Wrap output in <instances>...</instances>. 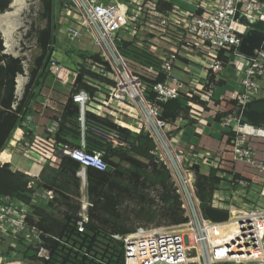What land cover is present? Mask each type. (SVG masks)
I'll return each mask as SVG.
<instances>
[{"label": "built area", "instance_id": "built-area-1", "mask_svg": "<svg viewBox=\"0 0 264 264\" xmlns=\"http://www.w3.org/2000/svg\"><path fill=\"white\" fill-rule=\"evenodd\" d=\"M62 1L67 14L70 11L74 13V17L68 19L73 22L74 27L66 29L69 39H79L82 31L88 34L89 39L106 57L102 61L110 69L104 74L101 67H92V70L111 79L115 83V89L109 91L103 86V90L107 91L103 96V90L100 91L99 86L93 84L100 91L102 99L97 98V91L92 96L79 92L72 97L80 112L78 122L81 139L78 148H56L50 138H47L53 136L54 131L50 130L49 136L35 137L31 142L11 138L10 142L16 145V151L33 164L51 168L57 167L60 155H67L79 164L77 175L83 182L86 169L105 171L107 165L101 154L88 153L83 139L86 129L85 110L88 104L91 108L92 103H97L98 115L100 111L111 115L117 126L126 127L132 132L142 131L151 139L158 162L162 163L170 175L173 192L179 199L185 218V222L171 228L140 226L132 233L114 236L123 245V264H264V208L247 211L230 202L225 209L215 207L216 203L222 202L220 198H215L223 183L225 187L228 186L232 195L235 190L250 189L252 181L264 182V128H256L241 121L244 106L264 97V88L259 85V80L264 77V44L253 58L246 59L238 53L242 35L248 30L244 23H240V19L243 18L248 23H264V0H195L190 8L173 4L165 14L154 9L157 0ZM133 14H136L135 18L130 17ZM131 22H135L137 27H130ZM239 26H242V30ZM119 32L126 33V37L130 38L127 41L136 39L139 32L145 33L144 38L136 40V46L142 48L143 41L149 44L147 51L161 62L164 81L156 82V74L151 68L142 72L137 67L142 74H133L137 77L135 84L133 83L124 73L125 70L120 68L129 66L115 46L116 38L125 40L118 37ZM219 54L226 60L223 65L218 60ZM180 55H184L187 62L186 67L179 68L182 78L174 73L176 61L182 60ZM195 56L199 59L193 58ZM116 66L120 72L118 78L113 79ZM56 69L57 64L51 61L52 75ZM227 69L233 72L235 90L224 91L215 97L214 83L226 82L228 76L224 77L222 73L226 74ZM75 72L76 69L74 74ZM122 73L129 78L127 83L134 86L135 96H130L120 88ZM212 74L214 82L210 85L207 78ZM143 77L149 82L146 83ZM150 91L154 93V104L147 100V93ZM118 92L130 98L129 101L119 99ZM180 94L190 98L198 97L204 106L188 102L187 120L176 119L171 124L164 123L160 119L158 103L176 99ZM20 96L17 98L20 99ZM110 99L120 100L119 102L126 103L131 108L128 111L109 113ZM216 101L221 103L217 104ZM223 101L235 102V106L232 104L229 112L224 113ZM204 109H208L206 115ZM211 121L225 129L216 141L217 146L206 141L211 134H204L207 128L212 130ZM179 122L182 127L191 123L188 126L192 129L196 143H188L185 148L178 146L183 136ZM230 131L234 132V138L227 144V133ZM104 135L113 145L118 143L115 132H104ZM226 154H229L232 161L231 175L223 172V165L226 163L223 158ZM195 165L202 174H207L211 168L218 170L217 175L223 180L214 192L209 207L227 211V221L214 223L203 216L204 208L194 189L195 174L192 168ZM235 174L240 179H235ZM225 175L229 176L228 180L224 179ZM39 199L47 198L36 193L32 203ZM82 203L81 220L77 223L79 232L83 231L89 205L87 201ZM29 212V207L21 202L10 198L0 200V242L10 241L11 248L6 257H0V260H8L5 264H26L19 254L21 251L18 250L17 240L22 239L21 243L26 245L38 242V232L26 227L25 216ZM169 229L173 231H167ZM192 250L195 256L190 257ZM12 256L17 259L9 260L8 257ZM38 256L45 258V251L39 249Z\"/></svg>", "mask_w": 264, "mask_h": 264}, {"label": "trees", "instance_id": "trees-1", "mask_svg": "<svg viewBox=\"0 0 264 264\" xmlns=\"http://www.w3.org/2000/svg\"><path fill=\"white\" fill-rule=\"evenodd\" d=\"M172 0H157L155 10L168 13ZM63 1L39 0L38 18L43 25L31 24L28 36L34 40L38 55L33 57L29 77L20 99L16 96V78L23 73L22 59L4 53L3 40L0 34V155L10 141L16 129L23 130L24 137L28 131L22 126L33 111L43 82L49 73V63L56 43L54 12L63 8ZM10 0H0V13L9 10ZM118 53L125 59L127 65L141 71L150 69L156 74L155 81H164L161 72V62L147 51L149 44L142 42V48L136 46V39L127 41L115 39ZM80 59L77 64L75 78L69 95L56 121L57 129L50 140L56 148L80 146L81 131L78 122L79 106L73 101V96L85 92L92 96L96 92L94 82L102 84L106 90L114 91L115 83L102 74L96 73L92 67H101L103 74L110 71L98 53L77 50ZM222 65L226 60L218 56ZM211 73V72H209ZM122 77V75H120ZM214 75L207 80L211 85ZM146 83L148 79L143 77ZM223 82H215L221 86ZM94 84V85H96ZM100 85V86H102ZM123 90V87L120 85ZM147 100L153 103L154 93H147ZM256 101H263L261 98ZM244 106L241 115L243 124L256 128H264V111L255 112L250 105ZM188 102L204 106L198 97H187L180 94L176 99L166 103H158L160 119L167 124L176 119L187 120ZM154 104V103H153ZM235 106V102H230ZM99 104L92 103L84 113L85 131L83 139L88 153L98 152L107 165L105 171L88 168L85 171V190L88 207L83 231L77 230L80 219L81 199L79 189L81 179L77 175L80 166L67 155L59 156L56 168L44 166L37 179L22 172L13 171L6 161L0 162V200L10 198L29 207L25 216L26 227L38 232V242L35 244L21 243L17 240L19 254L26 264H123L124 250L121 242L115 240L116 235L132 233L138 226L167 224L180 225L185 222L177 195L173 192L170 175L167 169L158 162L154 144L145 133L132 132L126 127H119L110 117L97 114ZM191 124L190 122L187 125ZM115 132L118 143L113 145L107 140L104 132ZM103 132V134H102ZM227 144L234 138V132L227 133ZM229 154L223 158V172L232 174ZM194 189L201 207H209L214 192L223 180L218 177L217 169H210L207 174L199 172L195 165ZM235 179H240L237 174ZM50 191L52 194L46 200L39 199L32 203L36 193ZM39 249L46 253L45 258L39 257Z\"/></svg>", "mask_w": 264, "mask_h": 264}, {"label": "rangeland", "instance_id": "rangeland-1", "mask_svg": "<svg viewBox=\"0 0 264 264\" xmlns=\"http://www.w3.org/2000/svg\"><path fill=\"white\" fill-rule=\"evenodd\" d=\"M123 2L126 1H130V0H122ZM136 1V0H135ZM173 2L179 3L177 0H172ZM24 3V4H23ZM12 0H10V7L9 10L5 13H0L1 15L4 14H16L15 10L17 9L16 6H12ZM180 4V3H179ZM64 10L67 12L66 8L63 7ZM70 10V9H68ZM38 11H39V0H23L22 2V6L20 7V10L17 14V26L16 25H9L8 27V33L11 34V39H10V44L9 46H5V39L4 37H2V33L1 31H3V29H0V34L3 40V47H4V53L8 54V55H12L14 57H19L22 59V65H23V73L21 74L22 76H18L17 78H20L21 80V90H17L16 93L17 96L22 95L23 92V88H24V82L25 80L23 78H25V73L24 71H28L29 68L31 69V63L33 60V57H36L38 55V51L37 48L35 47L34 44V40L32 37L28 36V33L30 31V26L31 24H34L35 26H41L43 25V23H40L39 18H38ZM73 18L74 17V13L72 11H70L69 14L60 12V10L57 9L56 7V11L54 12V23H57V28L59 26H61V24L59 23V21L63 18H65L66 16ZM136 14H133V16L131 15L130 17L135 18ZM11 18H9L10 21ZM66 26H73V22L71 20H67L64 23V27L66 28ZM130 27H137V24L135 22H131ZM239 29L242 30V26H239ZM66 30V29H65ZM126 33L124 32H119V36L120 38H124L126 37L125 35ZM144 32H139V34H137V38L136 40H141L142 38H144ZM55 36H56V43L54 45V52H53V56H55L58 61L60 62V65L68 68L70 70L75 71L76 69V62L75 60L79 59V56L75 53L77 50H82V51H87L89 53H98L101 57L102 60H104L106 57L100 53V50L98 47H96L93 43L92 40L89 39V36L86 32L82 31L81 37L79 39L76 40H70L69 37L67 36L66 31L62 33V31L59 32H55ZM129 38V37H126ZM14 49V50H12ZM17 54V55H15ZM68 55V56H67ZM181 59H178L176 61V64L174 66V73L178 74L180 78H182L183 76L181 75V71L179 68L182 69V67H186L187 66V62L185 60L184 55H180ZM54 59V58H53ZM184 59V60H183ZM195 60V59H194ZM80 61V59H79ZM177 67V68H176ZM120 68H123V70H125V74L127 76H129L132 80L133 83L135 84L136 78L135 76H133V74L136 75H140L142 74V72L136 67L133 69H129V67L121 66ZM118 72H120L117 69V66L114 68L113 71V79H117L118 78ZM122 74V77H120L122 79V83H120V85L123 87V90L126 91L130 96H135L136 91L134 89L133 85H130L129 83H127V80H129V78L125 75ZM24 74V75H23ZM222 75L224 77H227L226 82H223L224 84L222 86H216L215 87V97H218L219 95L223 94L224 91H228L231 92L233 90L232 88V84L234 83L235 79L233 77V72L231 69H227L226 74L222 73ZM233 77V78H232ZM54 76H50L47 80L44 81L43 83V87L41 88L40 92H42L41 94H43L42 98H50L49 96L54 95V93L56 92V90H60V88H63V86L60 85V82L55 81ZM17 81V79H16ZM27 82V80H26ZM140 82V81H139ZM141 83V82H140ZM94 84H96V82H94ZM102 85V84H100ZM100 91L103 90V85L100 86ZM67 86V85H66ZM181 89H185L183 87H181ZM97 91V98L98 99H102V96L100 94L99 90ZM106 90L102 91V95H106ZM118 97L119 99H124V101H129L130 98H128L126 95L118 92ZM120 100H109V105L111 107V109H108L109 113H112L114 111H118V110H124V111H128L129 108L128 105L125 103L123 104V102H119ZM224 105L222 107L223 112H229L230 110V102L228 101H223ZM217 104H220V101H216ZM39 104V102H38ZM36 105L35 109L41 108L39 106L41 105ZM208 110V109H207ZM204 113V115H206V111ZM47 114V111L45 112ZM101 116H106V117H110V119L113 121V119H115L113 116L111 115H106L105 113H103L102 111L99 112ZM116 116V115H114ZM29 121V120H28ZM212 123V121H211ZM213 126V130L210 129H206L205 133L206 135L212 134V135H219L221 133V131H225L224 128H222L218 123H212ZM179 125L182 124L179 122ZM25 127L26 130L28 131V136L25 137L24 141L25 142H31V140H33L35 138V136H33V134L35 133L36 129H35V121L34 119H32V122H26L25 123ZM187 131L185 137L181 140V143L183 145H186L188 143H196L197 140L193 139L191 136V132L192 129L187 125ZM24 132V131H23ZM37 137H43L41 135H37ZM187 137V138H186ZM211 145L213 146H217L216 144H213L211 142ZM8 146V145H7ZM185 148V147H184ZM230 157V156H228ZM21 161H25L24 158H22L20 156ZM26 163L28 164V162L26 161ZM31 163V162H30ZM32 164V163H31ZM34 165V164H33ZM35 169L33 172L38 171V173H40L42 167L41 166H37L36 164L34 165ZM250 175V174H248ZM229 176L225 175L224 179L228 180ZM41 193V192H40ZM83 194V191H82ZM216 194V193H215ZM221 199V203H216L215 207L216 208H220V209H225L227 208L229 202L232 203L235 207L237 208H241L244 210H252V209H261L264 208V182L263 180H257V181H252L251 182V187L250 189L247 188L245 190H235V192H232L231 195V190L228 188V186L225 187V183H223V185L221 186V190L218 191V193L216 194V198L215 199ZM213 200V198H212ZM81 202L85 203L84 200V195H81ZM83 204V203H82ZM82 208V207H81ZM82 212V209H81ZM135 227H140L137 224L134 225ZM147 227L149 226H156V227H165V228H171L173 226H167V224H162L161 226H157V225H145ZM176 226V225H175ZM143 227V226H142ZM167 231H173V229H169ZM9 260H14L17 259V257L12 256V257H8ZM17 262V261H16ZM11 264V263H10ZM22 264H24V262H22Z\"/></svg>", "mask_w": 264, "mask_h": 264}, {"label": "crops", "instance_id": "crops-1", "mask_svg": "<svg viewBox=\"0 0 264 264\" xmlns=\"http://www.w3.org/2000/svg\"><path fill=\"white\" fill-rule=\"evenodd\" d=\"M56 1H60V0H56ZM177 1L180 3V4L178 3L179 5H181L183 7H186V8H190L191 7L190 4L193 3L195 0H177ZM58 10H60V12H63V14L64 13H67L64 10V8L58 9ZM69 18L70 17L66 16L65 18H63V19H61L59 21V23L61 24V26L58 27L56 33L57 32L60 33L61 31L63 33V31L64 32L67 31L65 29H68L69 26H66V28H63V27H64L65 21H67ZM72 27H74V26H72ZM55 38H56V36H55ZM129 39L130 38H126L125 37V40H129ZM193 58L199 59L198 56H195ZM51 61H54L57 64V69H56V71L53 70L54 71V75H52L51 72H50V63H49V68H48L49 73H50L51 76H54L55 81L60 82V85L63 86V88H60V90H56V92L54 93V95L49 96L50 98H47V97L42 98V96H43V94H41L42 92H39V95L36 97V103L32 107L33 113L30 116H28L27 119H26V121L22 124V126L26 129L25 123L26 122H32V119H34L36 131L33 134V136H35V137H37V135H41L43 137L49 136V133L50 132H48V131H50V130H53L54 131L52 133L54 135V133H55V131L57 129V123H56V121H52L51 119H52V117L59 115V113L61 111V108H62V105L64 104L66 97L69 95V92L71 90V85H72V83L74 81V78H75L74 71L73 70H70L68 68H65L63 66H61L60 65V62L58 61V59L55 56H53V54H52V58L50 59V62ZM75 62H76V65L78 63H80L79 59L78 60H75ZM178 69H179V67H178ZM29 70H30V68H29ZM29 70L27 72L25 71L26 79H25V82H24V86L27 83L26 80H28V77H29ZM181 75L183 76L182 73H181ZM49 77H47L46 80ZM54 78H52V79H54ZM259 85L262 88H264V77L259 80ZM232 88H233L232 91H234L235 90V85L234 84H232ZM261 98H264V97H260V99ZM38 102H39V104H38ZM37 104L38 105H41V106H39L41 108L35 109V106ZM46 111H47V114L45 113ZM181 129H182L183 136L179 140L178 146H180V147L183 148L187 144L186 145H183L181 143V140L185 137V135H187L186 134L187 127L186 126H183ZM212 130H213V128H212ZM221 134H222V131H221V133L219 135H212L211 134V135H209V137L206 138V141L209 142L210 144H211V142L213 144H215V143H217L216 141H218L217 139H219V137H221ZM192 135H193V132H191V136ZM11 138L12 139H18L21 142H25L24 141L25 137L23 135V130H21V129H16ZM192 138H193V136H192ZM12 139H10V140H12ZM7 145H6V147L4 148L3 152L0 155L1 161L8 162L9 165H10L11 170H13V171H19V172H22V173H24L26 175H31L32 177H35L38 180V177H39L40 173H38V171L33 172L34 169H35V167H34L35 164L33 165V162L32 161H30L29 159L25 158L22 154H20L19 152H17L16 151V145L13 142H10L9 141L7 143ZM20 156L22 158H24L25 161H21ZM26 161L28 162V164L26 163ZM37 166H39V165H37ZM85 185H86L85 179H84V182L81 180V187L79 189V197L81 199V195H84V200L87 201V199H86V190H85L86 187H85ZM82 191H83V194H82ZM42 193H43V195L46 196V198L47 197H50L51 194H52L50 191H47V192L46 191H42ZM10 249H11L10 248V241L2 240L0 242V257H3L7 253H9L11 251ZM7 261L1 259L0 260V264H5Z\"/></svg>", "mask_w": 264, "mask_h": 264}, {"label": "water", "instance_id": "water-1", "mask_svg": "<svg viewBox=\"0 0 264 264\" xmlns=\"http://www.w3.org/2000/svg\"><path fill=\"white\" fill-rule=\"evenodd\" d=\"M240 23H244L248 30L242 35L241 43L238 47V53L246 59L253 58L255 52L258 51L264 44V23L257 21L255 23H248L241 18ZM255 112L262 113L264 111V102L256 101L250 105ZM0 162L1 159H0ZM203 216L214 223L225 222L228 219V212L213 207H206ZM190 257L195 256L194 251H190Z\"/></svg>", "mask_w": 264, "mask_h": 264}, {"label": "bare ground", "instance_id": "bare-ground-1", "mask_svg": "<svg viewBox=\"0 0 264 264\" xmlns=\"http://www.w3.org/2000/svg\"><path fill=\"white\" fill-rule=\"evenodd\" d=\"M22 2H23V0H12V4L11 5L17 7V9L15 10L16 14H14V15L9 14V13L4 14V15L0 14V29L1 30L3 29V31H1V33H2V37H4V39H5V46H9L10 39H11V34L8 33L9 25H13V24L16 25V26L18 25L17 24V22H18L17 21V14H18V12L20 10V7L22 6ZM9 18H11L10 21H9ZM12 50H14V49H12ZM15 55H17V54H15ZM20 85H21V80H20V78H17V90H19V89L21 90V86L22 85L21 86Z\"/></svg>", "mask_w": 264, "mask_h": 264}, {"label": "clouds", "instance_id": "clouds-1", "mask_svg": "<svg viewBox=\"0 0 264 264\" xmlns=\"http://www.w3.org/2000/svg\"><path fill=\"white\" fill-rule=\"evenodd\" d=\"M182 128V127H181Z\"/></svg>", "mask_w": 264, "mask_h": 264}]
</instances>
